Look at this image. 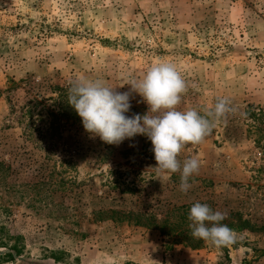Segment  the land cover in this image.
Wrapping results in <instances>:
<instances>
[{
    "label": "rangeland",
    "instance_id": "1",
    "mask_svg": "<svg viewBox=\"0 0 264 264\" xmlns=\"http://www.w3.org/2000/svg\"><path fill=\"white\" fill-rule=\"evenodd\" d=\"M161 60L187 83L182 110L237 109L182 151L201 162L186 194L146 136L109 145L54 109L79 77L125 92ZM0 162V235L23 249L4 264H264V0H0ZM197 201L237 243L192 238Z\"/></svg>",
    "mask_w": 264,
    "mask_h": 264
},
{
    "label": "clouds",
    "instance_id": "2",
    "mask_svg": "<svg viewBox=\"0 0 264 264\" xmlns=\"http://www.w3.org/2000/svg\"><path fill=\"white\" fill-rule=\"evenodd\" d=\"M127 85L129 91L120 92L101 79L79 77L69 84L67 104L81 118L84 130L106 144L118 146L137 135L146 136L153 146L157 175L170 178L179 173V191L186 194L192 188L191 178L199 174L201 162L198 157L181 161L182 151L188 145L202 143L220 122L236 114L237 109L224 97L217 98L203 114L196 108L182 110L188 86L177 66L167 60L152 64ZM133 93L147 105L143 115H126L132 107ZM187 219L193 239L216 248L237 243V233L223 223L226 214L207 203H193Z\"/></svg>",
    "mask_w": 264,
    "mask_h": 264
},
{
    "label": "trees",
    "instance_id": "3",
    "mask_svg": "<svg viewBox=\"0 0 264 264\" xmlns=\"http://www.w3.org/2000/svg\"><path fill=\"white\" fill-rule=\"evenodd\" d=\"M58 99L56 101L54 109H58V111L60 112V115L62 114V116H66L69 119H74L76 122L81 123L82 125V121L81 118L77 115V113L75 112V110L67 104V94H68V88L64 89H59V93H58ZM32 103V102H31ZM38 105H43V103H38L35 102L34 103V108H38ZM53 109V111H48L47 115L49 117H52L53 120H58V115L55 114V110ZM31 110L32 108H28L27 110V114L28 116L32 118V114H31ZM74 110L75 113H70ZM41 112V113H40ZM39 115H43L42 111H39ZM69 113L71 114L70 116ZM49 129L46 131V135L49 133H53L55 132V129H53V125L54 123H50ZM52 126V127H51ZM83 127V125L81 126V128ZM33 128H31L29 130V132H32ZM11 169V167H7L4 164V162H0V181L2 179H4V172L7 170L9 171ZM1 232L2 234L0 235V264H4V263H9V262H14L16 260L17 257H19L22 253V248L19 246V244L16 242V244H11L12 239L7 235V233L5 232L4 228H1Z\"/></svg>",
    "mask_w": 264,
    "mask_h": 264
}]
</instances>
